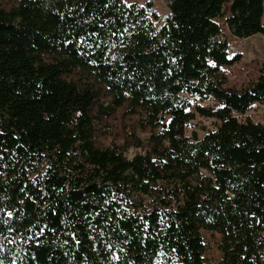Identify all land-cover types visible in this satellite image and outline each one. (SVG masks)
Listing matches in <instances>:
<instances>
[{
    "label": "trees",
    "instance_id": "obj_1",
    "mask_svg": "<svg viewBox=\"0 0 264 264\" xmlns=\"http://www.w3.org/2000/svg\"><path fill=\"white\" fill-rule=\"evenodd\" d=\"M168 6L157 29L151 4L0 0V264H208L205 232L264 264V123L239 119L264 64L228 88L217 22L264 35V0Z\"/></svg>",
    "mask_w": 264,
    "mask_h": 264
},
{
    "label": "rangeland",
    "instance_id": "obj_2",
    "mask_svg": "<svg viewBox=\"0 0 264 264\" xmlns=\"http://www.w3.org/2000/svg\"><path fill=\"white\" fill-rule=\"evenodd\" d=\"M170 0H123L126 5H139L146 7L148 4L152 5V13L157 15V19L151 15L155 27L160 29L167 23L170 16L169 10ZM229 6V5H228ZM226 6V7H228ZM57 6L53 4L49 14L51 15V22H56ZM230 16L228 13L224 19L217 20L221 26L224 38L229 43L230 56L242 54L243 58L240 62L231 67L223 68V72L227 77V87L235 89H243L250 84L256 82L260 77L261 68L264 64V35H256L248 39H238L232 36L226 25V19ZM264 24V18H263ZM192 101H195L192 99ZM197 102V101H196ZM211 102L202 103L203 106L210 105ZM247 118L255 123H264V108L259 104H254L253 107L244 116H239L241 121ZM216 128V121L205 117H197L195 121L191 122L187 128V135L191 136L194 132L198 133L199 137H203L208 131H214ZM138 135L142 139H148L149 135L138 131ZM137 150L130 149L128 157L132 158ZM207 251L205 258L208 264H221L222 254L219 251V244L221 237L217 234L205 232L203 233Z\"/></svg>",
    "mask_w": 264,
    "mask_h": 264
},
{
    "label": "snow or ice",
    "instance_id": "obj_3",
    "mask_svg": "<svg viewBox=\"0 0 264 264\" xmlns=\"http://www.w3.org/2000/svg\"><path fill=\"white\" fill-rule=\"evenodd\" d=\"M10 215V214H9Z\"/></svg>",
    "mask_w": 264,
    "mask_h": 264
}]
</instances>
